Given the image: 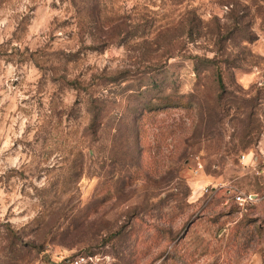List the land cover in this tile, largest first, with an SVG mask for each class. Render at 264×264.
<instances>
[{
    "label": "rangeland",
    "instance_id": "1",
    "mask_svg": "<svg viewBox=\"0 0 264 264\" xmlns=\"http://www.w3.org/2000/svg\"><path fill=\"white\" fill-rule=\"evenodd\" d=\"M88 252L264 264V0H0V264Z\"/></svg>",
    "mask_w": 264,
    "mask_h": 264
},
{
    "label": "built area",
    "instance_id": "2",
    "mask_svg": "<svg viewBox=\"0 0 264 264\" xmlns=\"http://www.w3.org/2000/svg\"><path fill=\"white\" fill-rule=\"evenodd\" d=\"M245 157V156H244ZM241 205L249 203L251 197L238 194L235 196ZM105 262V258H101L97 253H81L66 258L65 264H101ZM107 264V263H106Z\"/></svg>",
    "mask_w": 264,
    "mask_h": 264
},
{
    "label": "trees",
    "instance_id": "3",
    "mask_svg": "<svg viewBox=\"0 0 264 264\" xmlns=\"http://www.w3.org/2000/svg\"><path fill=\"white\" fill-rule=\"evenodd\" d=\"M213 61L211 60V59H209V60H207V63H212ZM122 79V81H125L126 79H128V78H126V77H123V78H121ZM155 81V80H154ZM152 82L153 83V85L155 86H157V85H159L156 81L155 82ZM218 82H219V85L221 86V87H224V83H223V81H222V77L219 75V77H218ZM147 109H148V107H145L143 110V113L145 112V111H147ZM150 109V108H149ZM99 118V113L98 112H96L95 114H94V122H96L97 121V119ZM88 253H91V252H88Z\"/></svg>",
    "mask_w": 264,
    "mask_h": 264
}]
</instances>
